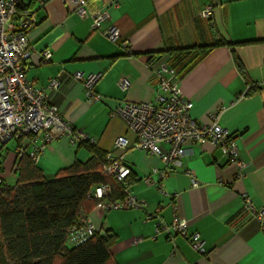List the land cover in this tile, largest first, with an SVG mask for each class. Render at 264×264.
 Listing matches in <instances>:
<instances>
[{"label": "crops", "instance_id": "1", "mask_svg": "<svg viewBox=\"0 0 264 264\" xmlns=\"http://www.w3.org/2000/svg\"><path fill=\"white\" fill-rule=\"evenodd\" d=\"M26 2L33 18L26 77L49 92L62 118L93 139L98 151L131 170L134 180L128 191L145 203L141 209L97 205L89 211L96 233L114 239L112 262L264 264V233L243 207L246 195L264 208V0H89L87 9L108 16L98 30H91L90 20L79 17L72 4ZM206 8L209 18L201 16ZM110 28L119 33L116 42L103 35ZM44 51L51 53L48 63L41 62ZM150 61L175 71L183 96L193 103L191 116L197 124H210L218 114V124L236 136L240 158L247 164L242 179L210 144L191 145L181 169H167L165 179L152 173L166 167L134 149L135 136L119 117L110 116L124 102L155 105L159 96H166L155 88ZM75 73L100 75L94 91L102 101L86 102L82 83L73 80ZM52 79L60 82L57 90L48 88ZM121 79L128 82L127 89L119 86ZM119 136L128 140L125 151L113 147ZM6 149L0 155L5 176L14 165V150ZM90 158L85 145L65 137L44 148L36 167L50 181L59 170ZM146 178L159 183L162 192L146 185ZM157 208L166 224L175 215L186 219L189 232L200 235L205 254L196 253L185 238L155 233L157 219L147 215Z\"/></svg>", "mask_w": 264, "mask_h": 264}, {"label": "built area", "instance_id": "2", "mask_svg": "<svg viewBox=\"0 0 264 264\" xmlns=\"http://www.w3.org/2000/svg\"><path fill=\"white\" fill-rule=\"evenodd\" d=\"M75 6V13L90 20L91 30H98L101 23L108 17L105 11H90L85 0H59ZM26 0H0V144L14 145L15 173L17 161L27 156L33 164H37L44 148L62 138H69L84 145H94L93 139L79 130L74 129L66 122L58 108L51 102L49 92L43 88H35L25 74L26 62L31 58L32 51L28 45L27 32L33 24L30 15L19 16L21 8L26 6ZM210 9L206 8L201 16L209 18ZM105 38L116 42L119 33L115 28L103 32ZM127 51L126 43H122ZM51 58L50 51L41 53V62L48 63ZM148 67L156 76L155 88L166 96H159L157 104L150 102H124L114 109L110 116L119 117L127 129L135 136L134 149L144 151L156 157L166 167L164 171L153 169L163 180L167 176V169H181L183 159L191 153L193 144H210L228 163L237 169V178L242 179L247 164L240 158L234 134H230L221 127L217 120L218 114L212 116L213 121L207 125L197 124L191 116L192 101L186 99L177 82L175 71L166 64L155 66L150 61ZM100 75L84 76L80 73L73 75L74 81L82 83L86 102L88 104L102 101V97L95 93L94 85ZM119 86L127 89L129 84L121 79ZM60 82L52 79L48 88L57 90ZM113 147L125 151L128 140L124 136L115 139ZM2 150V149H0ZM106 163L102 164V172L114 181L121 183L129 174L130 169L120 161L111 160L106 155ZM0 162V191L8 187L5 181L4 169ZM143 182L156 185L162 192L161 185L150 178ZM197 186V183H193ZM124 198L115 202L107 201L110 195L108 186H97L87 194L88 199L100 200L105 210L141 209L145 206L143 201L136 199L128 188L124 189ZM243 207L259 223L264 233V208L256 207L251 199L244 195ZM176 211V208H174ZM160 208L147 215V219L156 218L155 233L166 232L170 236L177 235L185 238L191 248L198 254L204 255V243L196 232L190 233L188 221L177 215L170 224L159 218ZM96 230L87 216H82L79 224L70 227L67 231L66 242L71 247H79L94 237Z\"/></svg>", "mask_w": 264, "mask_h": 264}, {"label": "trees", "instance_id": "3", "mask_svg": "<svg viewBox=\"0 0 264 264\" xmlns=\"http://www.w3.org/2000/svg\"><path fill=\"white\" fill-rule=\"evenodd\" d=\"M88 1L85 0L86 4ZM29 7L26 3L19 16L26 15ZM219 45L207 47L205 51ZM238 69L243 70L241 64ZM85 146L91 158L59 170L50 181L27 156L17 161L16 186L0 191V243L3 245L0 263L11 258L13 264H114L110 254L114 240L111 236L96 233L79 247L69 250L65 247L68 229L79 224L82 216H88L101 203L88 199L89 191L108 186L110 195L106 200L115 202L124 198V189L134 180L130 170L121 183L114 181L102 172L107 154L98 151L95 144Z\"/></svg>", "mask_w": 264, "mask_h": 264}, {"label": "rangeland", "instance_id": "4", "mask_svg": "<svg viewBox=\"0 0 264 264\" xmlns=\"http://www.w3.org/2000/svg\"><path fill=\"white\" fill-rule=\"evenodd\" d=\"M5 147L8 149V152H12L14 150V145L12 143L7 144V145H1L0 144V149H2V151L0 150V155H2L5 151ZM6 149V150H7ZM5 155V154H4ZM5 174V172H4ZM5 176V175H4ZM5 181L7 182L8 186L10 188H14L16 186L17 183V175L15 173H12L11 171H9L6 176H5ZM1 240V239H0ZM1 245V243H0ZM65 247L66 249H71V246L69 245L68 242H65ZM13 260L11 258H7L5 260V263H0V264H13Z\"/></svg>", "mask_w": 264, "mask_h": 264}]
</instances>
